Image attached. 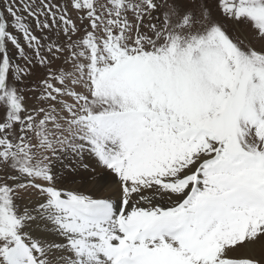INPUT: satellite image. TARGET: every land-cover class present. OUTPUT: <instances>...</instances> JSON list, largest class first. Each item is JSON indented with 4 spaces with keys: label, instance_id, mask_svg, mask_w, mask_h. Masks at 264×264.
<instances>
[{
    "label": "snow or ice",
    "instance_id": "snow-or-ice-1",
    "mask_svg": "<svg viewBox=\"0 0 264 264\" xmlns=\"http://www.w3.org/2000/svg\"><path fill=\"white\" fill-rule=\"evenodd\" d=\"M0 264H264V0H0Z\"/></svg>",
    "mask_w": 264,
    "mask_h": 264
}]
</instances>
